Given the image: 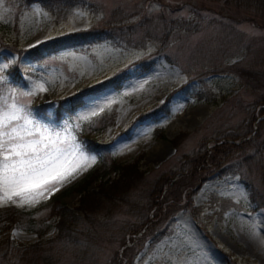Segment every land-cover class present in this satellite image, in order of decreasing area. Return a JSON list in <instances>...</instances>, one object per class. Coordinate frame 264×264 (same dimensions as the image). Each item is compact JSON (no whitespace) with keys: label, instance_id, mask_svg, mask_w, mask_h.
Segmentation results:
<instances>
[{"label":"rangeland","instance_id":"obj_1","mask_svg":"<svg viewBox=\"0 0 264 264\" xmlns=\"http://www.w3.org/2000/svg\"><path fill=\"white\" fill-rule=\"evenodd\" d=\"M48 6L0 0V103H15L22 109L18 123L27 116L34 127L60 133L61 147L71 152L78 146L76 157L88 160L31 202H0V208H36V230L27 228L26 215L15 216L19 223L0 216V264H264V206L249 200L240 173L231 171L234 162L225 171L208 169L195 186L182 179L169 192L187 158L217 137L250 153L238 169L264 198V170L260 174L255 164L264 153L253 144L238 146L264 117V103L256 98L261 88L242 73L256 70L264 85V9L236 0H49ZM245 13L251 17L240 18ZM92 27L97 38L89 43L38 50ZM87 88L94 91L72 110L55 109ZM252 112L253 130L235 136ZM85 135L91 139L86 144ZM135 157L140 174L121 198L96 203L85 196L92 232L82 231L74 246L67 245L52 205H77L83 191L69 187L100 160ZM116 176L109 170L87 189ZM158 184L160 194L147 210L146 191ZM51 197L56 202L43 204Z\"/></svg>","mask_w":264,"mask_h":264},{"label":"trees","instance_id":"obj_2","mask_svg":"<svg viewBox=\"0 0 264 264\" xmlns=\"http://www.w3.org/2000/svg\"><path fill=\"white\" fill-rule=\"evenodd\" d=\"M28 1V0H27ZM31 1H38L41 3L42 6H44L46 9L49 10L48 1L49 0H31ZM53 2H59V0H51ZM61 1V0H60ZM229 1V0H225ZM236 2L239 4V2H242L245 7L250 6H257L260 9H264V0H236ZM179 6V5H178ZM252 12V10H251ZM163 13L160 12L158 14L161 16ZM146 17V16H145ZM251 15L245 13L244 15H240V18H247L249 19ZM254 20V19H253ZM165 27V26H164ZM166 28V27H165ZM96 28L92 27L89 30H82V31H74L71 33H67L61 36H58L56 38H53L49 41L43 42L39 45V52L42 54V51L45 53L54 52L57 49H62L66 47H70L77 44L82 43H89L92 41V39L97 38L96 37ZM166 33H163L162 36H164ZM41 50V51H40ZM39 56L35 54V57ZM16 67L11 66L8 70V74L10 76H14ZM249 70H242V73L251 74L256 81V85L261 88L260 91L257 93L256 98L259 103H264V85L261 83L260 78H262V75H256L257 71L254 70L255 74L250 73ZM262 74H264V71H261ZM94 89L87 88L83 89L82 91L76 93L72 97H70V100H59L57 105L55 106V109L59 108L61 105H66L68 107V110H72L74 106H77L81 102V98L84 94L88 92H93ZM64 102V104H62ZM42 107H49L51 104H41ZM259 110V113H262V107L257 109ZM255 118V112H252L249 114L247 120L245 121V127L242 129L241 133L238 135H235L237 137H244L247 136L253 129L251 128V124ZM256 123V128L253 132V135L248 137L247 139L242 140L238 146H245L247 147L249 144L254 145V149H256L257 152L263 151L264 153V117L259 119ZM225 136H229L230 138H233L235 136L225 134ZM85 144L89 143L91 141L88 136H84ZM220 138H215L214 142L211 144V146L208 149L198 150L194 152V154L190 155L187 158V166L184 169V174H181L182 177L174 183V186L169 187V192L171 193L175 187H177L180 184V181L182 179H188L189 185L195 186L199 183V181L203 178L205 171H207L210 168H222V171H225L224 165L231 167L232 162L235 163V165L232 168L235 170L234 172H238L239 177L243 185L248 190V198L251 202L254 203L255 207H261L264 206V198L260 195H257L255 193L254 187L252 182L250 183L247 181L243 176V172L239 171L238 167H243L245 164L248 163H241L244 162L247 157L250 155L249 152H246L244 154L240 153L239 147H235L232 142H230L229 139L222 140L220 143L218 141ZM89 145H86L88 147ZM113 159L106 160L105 158L100 160V162L94 166L91 170H89L87 173H85L79 180H77L74 184H72L69 189L72 188V190L77 191H83L81 196L79 197V203L75 206L68 207L65 205L55 206L54 204L52 213L53 215L57 216V226H58V233H60V236L63 238V241L70 246H74L75 243H77V237L79 233L82 231H89L92 232V229L89 228L90 223V217L91 213H87V207L88 203H85V196L88 195L89 197L93 198V201L96 203H109L111 199H118L121 198V193H124L125 191L129 189V187L133 184V179L135 177H138L140 174V171L137 170L136 167V157L135 159L132 158L129 162H119L116 163L112 161ZM230 162V163H228ZM255 164L257 165V169L260 174H262L261 170H264V156H259L258 159L255 160ZM109 170H115L117 173V176L115 179L108 180V177L101 179L97 182L96 188L94 189H87V186L94 180L95 178L102 177L105 175ZM221 170V169H220ZM182 173V172H181ZM164 180V179H163ZM163 185V184H162ZM161 185L158 184L157 186L150 187L149 190L146 191V207L145 209H149L150 205H152V201L157 198L160 194ZM91 193V194H89ZM264 196V194H262ZM82 197V198H81ZM56 197H51L49 200L44 202L46 205H50V201L53 202V200L56 202ZM36 209V208H34ZM34 209H18L14 206H6L3 208H0V216H4L3 218L9 219L10 221H13L15 223H19L15 216H22L20 214L26 215V223L27 228L36 230L34 227V218L33 216V210ZM83 220L82 225L79 224V222ZM146 220V219H145ZM145 222V221H143ZM142 223V222H141ZM25 226V227H26ZM23 228V226H21ZM34 228V229H33ZM163 228V227H161ZM160 230V229H159ZM154 234V233H153ZM147 236V234H144ZM142 235V236H144ZM148 235H151L152 240L155 241L157 238L155 235H152V233H148ZM150 238V237H149ZM122 244V243H121ZM37 242L30 244L29 246L25 247L24 249L29 248L30 246L36 247ZM82 253L86 252V248L84 247L81 249Z\"/></svg>","mask_w":264,"mask_h":264},{"label":"snow or ice","instance_id":"obj_3","mask_svg":"<svg viewBox=\"0 0 264 264\" xmlns=\"http://www.w3.org/2000/svg\"><path fill=\"white\" fill-rule=\"evenodd\" d=\"M40 90L46 91L43 86ZM21 111L15 103H0V202H15L13 197L31 202L43 194L41 189L46 185L66 181L88 160L82 153L76 157L78 146L71 152L61 147L64 138L60 133H52L47 127L41 130L38 124L34 127L27 116L23 117V124L18 123ZM71 157L76 162L69 167Z\"/></svg>","mask_w":264,"mask_h":264}]
</instances>
